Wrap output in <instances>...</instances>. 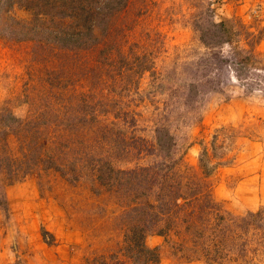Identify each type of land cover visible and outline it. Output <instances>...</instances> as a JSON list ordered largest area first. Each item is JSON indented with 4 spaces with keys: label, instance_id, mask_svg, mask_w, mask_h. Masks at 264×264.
<instances>
[{
    "label": "rangeland",
    "instance_id": "rangeland-1",
    "mask_svg": "<svg viewBox=\"0 0 264 264\" xmlns=\"http://www.w3.org/2000/svg\"><path fill=\"white\" fill-rule=\"evenodd\" d=\"M115 1L77 48L16 40L2 10L0 264H138L125 231L159 211L151 175L189 185L186 211L234 219L214 264H264V228L235 224L264 208V0ZM227 19L238 41L223 42ZM197 234L145 243L157 264H207L222 241Z\"/></svg>",
    "mask_w": 264,
    "mask_h": 264
},
{
    "label": "trees",
    "instance_id": "trees-1",
    "mask_svg": "<svg viewBox=\"0 0 264 264\" xmlns=\"http://www.w3.org/2000/svg\"><path fill=\"white\" fill-rule=\"evenodd\" d=\"M116 5H118V2H113V0H0V16L3 8L6 9L4 10L6 15L3 17L5 21L1 29H10L15 39L19 41L38 40L61 48H77L86 44L88 40H92L95 32L96 36L103 37L102 34L109 29V20L104 21L103 17H109L111 14L116 13L118 9ZM14 9L25 11L28 17L20 21L16 17L7 14V12ZM229 21L231 19L216 24L221 28L222 35L225 36L223 41L225 43H232L238 37L237 30L233 29L234 27L230 23H227ZM101 24L103 25L101 26ZM108 38L110 39L109 35ZM56 111L60 112L58 108ZM5 121H7V118L0 116V122L4 123ZM56 121L61 123V120ZM207 150L206 147H203V157L209 156ZM180 157H182L181 154L177 161L165 165L166 169L175 166L179 160H182ZM203 159L199 160V165L204 173L208 170V166ZM154 173L159 174L158 171ZM158 178L151 175L148 180L151 183L149 188L154 186V188L160 187L161 189V192L159 191L161 196L157 195L158 199H156L159 202V211H147L149 215H146V218L134 220L136 223L126 229V245L124 246L128 255L133 256L134 262L138 264H157L159 255L156 249L146 245V236L156 234L165 237L169 231L177 226L185 227L192 234L198 233V238L205 236L215 241L219 238L222 241V245L216 246L215 244L216 255H212L209 251L205 252L207 264H214L222 258L223 251L228 246L225 236L234 223V219L223 222L224 215L216 212H213L214 216L210 217L209 214L212 211L209 212V210L212 207L203 204L198 207V213L195 210L192 213L186 211L184 209L185 203L181 199L188 191L186 187L189 185L186 184L187 186L183 187L181 183L170 179L165 184H161ZM189 195L193 194L190 193ZM194 199L199 200V196L196 195ZM235 224L246 235L254 227L264 228V208L260 207L257 210L248 211L244 217L235 218ZM242 235L238 233L236 237H242ZM261 240L264 241V237ZM247 245L248 241L243 242L241 250H244ZM120 262V260H117L116 264H123Z\"/></svg>",
    "mask_w": 264,
    "mask_h": 264
}]
</instances>
